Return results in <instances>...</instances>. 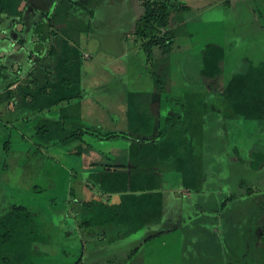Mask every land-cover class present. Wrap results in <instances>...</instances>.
Masks as SVG:
<instances>
[{"label": "rangeland", "instance_id": "rangeland-1", "mask_svg": "<svg viewBox=\"0 0 264 264\" xmlns=\"http://www.w3.org/2000/svg\"><path fill=\"white\" fill-rule=\"evenodd\" d=\"M183 1L192 10L181 16L184 24L169 65L167 93L156 96L160 105L168 97L177 105L179 96L197 94L200 57L209 43L225 49L226 78L264 62V0H230V5L224 0ZM143 11L139 0H102L91 29L83 34L81 51L88 58H83L84 120L98 130H139L141 125L131 118L135 113L128 114V93L156 91L153 67L140 46L126 39ZM82 14L76 18L88 23ZM206 96L213 99L215 94ZM209 111L196 151L203 186L190 193L180 187L177 171H167L163 217L152 226L162 234L146 244L138 240L145 231L123 240L122 225L121 240L112 241L114 226L82 225L81 206L74 198L82 200V180L72 170L79 162L62 148L45 145L40 136L31 138L25 127L0 120V215L23 205L36 217V243L23 264H84L93 259L97 264H246L248 256L249 264H260L256 251L264 249V121L225 119Z\"/></svg>", "mask_w": 264, "mask_h": 264}, {"label": "trees", "instance_id": "trees-1", "mask_svg": "<svg viewBox=\"0 0 264 264\" xmlns=\"http://www.w3.org/2000/svg\"><path fill=\"white\" fill-rule=\"evenodd\" d=\"M51 1L48 12L32 16L21 9L22 0H0V33L2 21H7L5 29L21 22L23 30L33 24V37L38 39V58L32 61L29 56L26 68L30 72L26 80L15 88H12L15 82H9L10 85L0 90V106L16 98L22 100L24 110L19 117L22 124L15 127H25L31 138L40 136L45 145L62 148L79 162L72 170H77L82 180L79 182L83 188L79 210L84 219L82 225L88 228L114 226L119 236L123 225L127 234L132 235L150 226L143 218L144 212L150 213L151 223L163 217V189L168 170L177 171L182 179L180 187L190 193L202 188L205 175L201 173L196 151L202 144L204 120L209 110L225 119L264 121V62L226 78L225 49L209 43L200 57L201 79L194 86L198 88L197 94L179 96L177 105L170 104L174 98L168 97L161 104L160 112L155 106L158 98L152 93L143 96L132 90L128 93V114L135 113L131 118L141 125L140 129L98 130L82 117L84 54L76 37L81 31L89 32L95 8L102 0ZM139 1L144 11L126 39L143 50L153 67L154 90L163 95L167 93L172 53L184 24L181 16L192 7L183 0ZM223 3L230 5V0ZM83 12L88 20L85 24L81 18H76ZM26 30L24 36H28ZM6 71L0 63V78L8 76ZM205 91L215 94L213 99L206 97ZM218 100L216 107L214 103ZM170 113L176 115L175 118ZM0 120L4 124L1 114ZM160 121L165 128L159 132ZM166 132L169 134L165 135ZM98 156L102 157L99 161ZM254 162L252 166L256 167L257 162ZM73 178L78 179V175ZM249 190L254 193L253 188ZM74 194L75 191L71 193ZM74 198L80 203L79 196ZM130 217L133 224H126L125 218ZM160 233L162 231L145 238L143 244ZM35 234L36 217L26 206L13 205L1 214L0 264L25 263L28 248L36 243ZM117 238L118 235L114 240ZM256 252L259 263L264 264V249ZM250 260L252 257L248 256L245 263L249 264Z\"/></svg>", "mask_w": 264, "mask_h": 264}, {"label": "crops", "instance_id": "crops-1", "mask_svg": "<svg viewBox=\"0 0 264 264\" xmlns=\"http://www.w3.org/2000/svg\"><path fill=\"white\" fill-rule=\"evenodd\" d=\"M33 1H34V3H33ZM52 4L53 3L51 0H22L21 9L26 14L33 16L34 14L36 15L39 12L40 13L41 12L42 13L48 12L50 10V7ZM2 16L5 17L6 14H3ZM2 23H3L2 33H0V48H1L0 49V63L3 66H5V68L7 70L5 72V74L8 76H6L5 79H4V77L0 78V90H3L6 85H10L9 82L13 83V81H14L15 83H14L12 88H15V87H17V85L20 82L25 81L27 74L30 72V70L28 68H26L27 65H29V63H28L29 56L31 57L32 61H34L36 59V57L38 58V51L36 49L38 39H37V37H33V30H34L33 24L32 25L30 24L27 26V28H26L27 30L26 29L25 30L27 31L28 36H24L23 34H24L25 30H23L24 28H23V25L21 24V22L17 25L12 23L10 26H8L9 29H5L7 27V21L6 20L2 21ZM83 34H87V32L81 31V32H79L78 38L76 37V39H78V41H79L80 47L83 46V39H84ZM86 55H87V53L85 52L84 53V59H88V58H86L87 57ZM40 60H42V59H40ZM40 60H39V62L41 63ZM82 77H83L82 88L85 90V88H84V82L86 79L85 61L83 62V75H82ZM205 93L207 94L208 91L207 92L205 91ZM152 95L154 97H156L157 95L162 96L160 94V92L157 90L154 91V93ZM83 100H84V98L82 99V117L84 119L85 116H84V109H83ZM160 101H161V99H160ZM10 102L11 103L8 102V103L2 104L0 106V114L4 118V123L6 122L7 124H12V126L15 127L16 124H22V121H20L19 117L22 114L24 108H23V105L21 103L22 100H20L19 98H16ZM12 103H13V106H10L9 104H12ZM155 106H158V108L160 109L159 111L161 112V105L155 104ZM161 122L162 121H160V124L158 122L159 132L161 130H164V127L162 126ZM205 127L208 128L207 124H205ZM100 157L98 156V158H97L98 161L100 160ZM81 191L83 193L82 187H81ZM163 191H164V189H163ZM78 204L81 206V202ZM80 211H81V209H80ZM147 214H148V212H144L143 218L146 220V222L150 226L141 230V231L146 232L144 237L138 239V240H142V242L147 236H149L148 234H150L149 233L150 231L151 232H158V233L162 231L160 228H155V229L152 228L153 223H151L152 221L148 219L150 213L148 215ZM160 215H161V213H160ZM74 218H72V219H74ZM125 219H126L125 220L126 224H133L132 217L125 218ZM159 229H160V231H159ZM112 231L115 232V234H113L110 237V240H112V241H114V239L116 238L117 235H118L117 240H121V238H123V240H126L130 237V234H127V232H126L127 229H125V231H124L125 233L122 235L121 238L119 237V234L116 235L115 228L112 229ZM79 239H80V242L82 243L83 242L82 238H79ZM81 246L83 247V243ZM80 263H82V262H80ZM92 263L97 264L98 262L93 259V260L88 261L84 264H92Z\"/></svg>", "mask_w": 264, "mask_h": 264}]
</instances>
